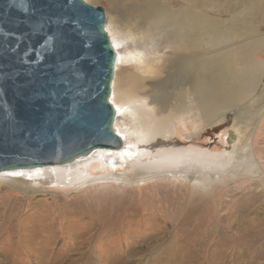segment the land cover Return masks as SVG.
I'll use <instances>...</instances> for the list:
<instances>
[{"label":"rangeland","instance_id":"obj_1","mask_svg":"<svg viewBox=\"0 0 264 264\" xmlns=\"http://www.w3.org/2000/svg\"><path fill=\"white\" fill-rule=\"evenodd\" d=\"M84 1L104 11L108 31L122 41L119 50L127 55L116 66L112 85V101L123 108L117 126L139 136L150 118L160 126L154 133L146 130L145 145L138 148L141 142L136 140L133 147L141 156H150L160 135L159 156L166 158L146 166H119L102 176L92 165V182L85 183L81 174L73 185L57 189L1 178L0 264H264L261 74L250 72L245 87L237 81L240 94L210 88L197 79L206 72L199 61L204 51L173 45L174 38H168L182 28L180 10L190 8L189 0ZM191 10L189 28H194L206 0H198ZM157 15L174 20L165 23ZM245 40L231 32L227 50ZM222 48L210 51L216 55ZM219 65L220 77L240 72L236 67L229 74L228 62ZM198 104L216 108L218 114L206 122ZM185 107L192 112L181 116ZM253 108L260 110L253 114ZM153 109L174 111L160 120ZM244 122L250 123L249 139L242 131ZM188 135L194 138L193 150L187 147ZM243 148L247 158H235ZM39 217L46 220L26 234L29 222ZM243 221H250V227ZM89 225L98 233L91 234ZM40 228L46 233H39Z\"/></svg>","mask_w":264,"mask_h":264},{"label":"water","instance_id":"obj_2","mask_svg":"<svg viewBox=\"0 0 264 264\" xmlns=\"http://www.w3.org/2000/svg\"><path fill=\"white\" fill-rule=\"evenodd\" d=\"M116 63L101 8L0 0V174L121 149Z\"/></svg>","mask_w":264,"mask_h":264},{"label":"crops","instance_id":"obj_3","mask_svg":"<svg viewBox=\"0 0 264 264\" xmlns=\"http://www.w3.org/2000/svg\"><path fill=\"white\" fill-rule=\"evenodd\" d=\"M194 2L195 0H189L190 8H181L182 28L175 30L174 33L177 36L172 37V34H170L168 38L169 40L174 38L175 43L173 45L184 48L192 47L198 50L201 48L204 51L205 55L203 54L199 61L203 64L202 71L206 72L200 78H196L201 79L204 85L210 86V88L223 87V90L229 92V94H232L231 90L240 86V83L237 82L239 80H242L244 87L250 84L247 80L248 76H251L250 72H253L252 75H255V77L257 74H261V81H263L264 0H206V10L201 12V22L196 24L194 28H189L193 20L191 7L195 6L196 3ZM154 12L158 14V10ZM157 16L159 19L166 20L165 23L174 20V17L168 20L160 15ZM163 24L157 23L158 26ZM191 29L194 30V33H191ZM227 32H230L228 36ZM231 32H234L239 39L246 38L248 40L238 43L237 48L234 50H227V47H230L228 44L231 40ZM221 47L224 48L216 55L210 51L215 48L219 50ZM222 61L230 64L228 67L229 74L236 67L240 68V72L227 75V77H220L219 64ZM206 73H209L212 77H209ZM214 74L219 76L217 75L216 78ZM238 89H235V92L239 93ZM246 93L244 91L241 94Z\"/></svg>","mask_w":264,"mask_h":264},{"label":"bare ground","instance_id":"obj_4","mask_svg":"<svg viewBox=\"0 0 264 264\" xmlns=\"http://www.w3.org/2000/svg\"><path fill=\"white\" fill-rule=\"evenodd\" d=\"M106 31H107V33H108V35H109V37L111 39L112 45H113V47H114V49L116 51V55H117V63H116V66H117L119 63H122V60H124V57L126 55L122 51L119 50V47H120V44H121L122 41L120 39L114 37L108 31L107 27H106ZM112 95H113V92H112ZM111 103L114 106V108L116 110V114H117L116 115V119H115V123H114V129H115V132H116L117 136L122 140V148L121 149H119V150L97 151V152L91 154L89 157L79 158L77 160H74L73 162H70V163H67V164H63V165H58V166H48V167H43V168L31 169V170H20V171H13V172H4V173H1L0 174V179L1 178H8V179H12V180L19 181L22 184H28V185L29 184H33V185H37V186H39V189H57V188H59L61 186L64 187L65 185H67V186L73 185L78 180L77 179L78 176H80L81 174H83L84 177H85L84 178L85 183L92 182V180H94L93 179L94 176L92 174H90V171H89L91 169V166L92 165H97L98 166L99 171H101V173H100L101 175L100 176H102L105 173H111L112 170L118 168L119 166L120 167H125L126 166L127 168H130L132 164H136V163L142 164V165H145L146 166V164L155 163L156 161L158 162L159 160L162 161L164 158H166V156H162V157L159 156V154L161 155V152H162L161 149H158V144H159V140H160L159 137H161L160 135L157 136V138L155 139L153 145L149 149V153H151L150 156H144V157L141 156L142 154H140L138 152V150L135 149L136 147H133L134 146V142L133 141L136 142V140L138 142H141V145L138 146V148H141L143 145H145L146 141L148 140V137H147L148 136V132L150 131V132H153L154 133L158 129V127L160 125L159 124H154L153 122L150 123L149 122L150 121L149 120L150 118L148 119L149 121L148 120L146 121L144 119L146 122L145 123L143 122V125L142 126H144L143 128L146 127V130L148 132H146V130H145L144 132H142V135H139V136H136L134 133H129L128 134L127 131L124 130L123 128H122V130H120L119 128H121V127H118L117 126L118 124H116L117 120H119L118 118L120 117L121 111L123 110V108L121 106L116 105L112 101V96H111ZM191 110H192V108L189 109L188 107L187 108L185 107V108H183L182 113L180 115L181 116H184L185 114H189L190 112H192ZM259 110L260 109H258V108H253L249 112H251L253 114H256V112L259 111ZM172 111H174V110H172V109H153L154 116L160 117L161 118L160 120H163L164 118L167 119L169 117V115L172 113ZM183 111H185V112H183ZM218 111L219 110H217L216 108L211 109V108H208V107H205V106H202V105H199L198 104V114L202 115L203 120L206 121V122L210 119V117H213V116L217 115L218 114ZM175 116H176V114H175ZM181 122H182V120H181ZM181 122H180L181 126L182 125H185L184 123H181ZM164 123H167V122L165 121ZM242 124L246 125V128H244V130H242L243 132H245V139H249L248 137L250 135L247 132H248V127L250 126V123L249 122H244ZM142 131H143V129H142ZM159 133H161V131ZM164 136H165V134H164ZM184 138H185V140H187V144H190L191 143L189 145L190 147L189 146H187V147L188 148H192V150H193L194 138H190V135H188V136H186ZM174 145H176V143ZM242 146H241V148H242ZM247 148H248V146H247ZM157 151H158V153H157ZM177 151H178V149L177 150L176 149L174 150L175 153ZM163 152H165V151H163ZM243 152H245L244 148L243 149H240L239 152L236 153L235 158L237 157L239 160H241V159H243L245 157L247 158L248 153H246V152L243 153ZM155 154L157 156H155ZM183 155H185V154H183ZM142 157L145 158L144 161H141V159H143ZM158 158H160V159L158 160ZM96 160H98L99 162L96 161ZM84 161H92V162H89V163H87L85 165L84 164L82 165L81 163H83ZM248 163H250V162H248ZM35 191H38V190L36 189ZM9 217L10 216H8V218ZM235 217L236 218H239L238 215H235ZM10 219H11V221L14 220L15 219V216L14 217H10L9 220ZM44 220H46V219H44L43 217H41V218L39 217V218H35L34 220H31V222H29L31 224V226L27 230V233L26 234H33L32 231L35 228L34 226L36 224H38V223L40 224ZM253 220H254V222H256L258 219H255L254 218ZM91 221H92L91 222V224H92L93 223V220H91ZM249 222L248 221H243V224H245L247 226V228H248V225L250 227ZM258 224H259V221H257L256 225H258ZM22 226H23V224H22ZM37 227H38V225H37ZM87 227L89 228L90 232H93L91 234H97L98 231H99V229H97L95 231L93 229L92 225H89ZM84 229H86V228H84ZM38 231H39V233H43V232L46 233L45 232L46 231V228H40V229H38ZM185 245H186L185 243H182L181 244V247H184ZM252 263L254 264V262H252ZM239 264H241V263L239 262ZM255 264H257V263H255Z\"/></svg>","mask_w":264,"mask_h":264}]
</instances>
